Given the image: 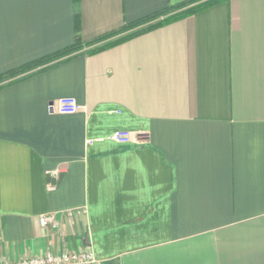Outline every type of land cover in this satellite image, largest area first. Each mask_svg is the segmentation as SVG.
Instances as JSON below:
<instances>
[{"label": "crops", "instance_id": "1", "mask_svg": "<svg viewBox=\"0 0 264 264\" xmlns=\"http://www.w3.org/2000/svg\"><path fill=\"white\" fill-rule=\"evenodd\" d=\"M184 1L0 0V262L264 264V0H219L87 52ZM63 97L79 110L49 109ZM121 130L129 142L111 139Z\"/></svg>", "mask_w": 264, "mask_h": 264}, {"label": "trees", "instance_id": "2", "mask_svg": "<svg viewBox=\"0 0 264 264\" xmlns=\"http://www.w3.org/2000/svg\"><path fill=\"white\" fill-rule=\"evenodd\" d=\"M217 1H219V0H186L184 2L170 6L166 11H163L161 13H156L155 15H153L152 19L163 16L162 19L157 21L156 23L147 25L144 28H142L141 30H139V31H137L131 35L122 36V37H119V38L112 40V41H106L100 45H95V44L102 42V41L106 40L107 38H109V37H111L117 33H120V32H122V31H124L130 27H135L139 24L145 23V22H147L146 21L147 19L136 21V22L132 23L131 25H124L118 31H114V32L109 33V34L102 35V36L97 37L88 43H85V44H82L79 40V36L76 35L75 41L72 45H70V46H68V47H66V48H64V49H62L56 53H53V54L48 55L46 57H43L37 61L28 63L27 65H24L23 67H21L19 69L10 71L8 73V75L12 76V75H15L16 73L32 69L36 66L45 65V64L50 63L51 61L59 60V59L64 58V57L70 58V57L76 55L84 46L90 47V46L95 45V46L91 47L90 49H88L87 52L88 53L98 52L100 50H103L105 48L113 46L119 42H122V41L128 39L129 37H131L132 35H136L140 32H144L146 30H150V29L155 28L157 26H160L162 24L177 20L181 17L192 14V13L197 12V11L207 7V6H210L214 3H216ZM190 4H192V5L189 6L188 8H184V6L190 5ZM3 77L4 76H0V80L3 79Z\"/></svg>", "mask_w": 264, "mask_h": 264}, {"label": "built area", "instance_id": "3", "mask_svg": "<svg viewBox=\"0 0 264 264\" xmlns=\"http://www.w3.org/2000/svg\"><path fill=\"white\" fill-rule=\"evenodd\" d=\"M80 106L76 99L73 97H63L60 98L57 103L50 104L49 109L54 110L61 114H72L79 110ZM111 139L119 143H127L131 140L130 134L127 131L121 130L115 132ZM61 169H51L46 171V173L57 178L61 173ZM48 189H53L54 184L48 183ZM38 223L41 227L47 228H57L58 221L51 214H43L38 218ZM0 264H104L102 261L95 258L92 251H72V252H61L52 253L46 252L42 256H30L25 257L16 261L4 260Z\"/></svg>", "mask_w": 264, "mask_h": 264}]
</instances>
